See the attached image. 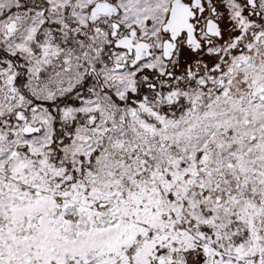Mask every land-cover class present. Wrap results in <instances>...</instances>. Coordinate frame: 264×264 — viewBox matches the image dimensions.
<instances>
[{
  "label": "snow or ice",
  "instance_id": "1",
  "mask_svg": "<svg viewBox=\"0 0 264 264\" xmlns=\"http://www.w3.org/2000/svg\"><path fill=\"white\" fill-rule=\"evenodd\" d=\"M0 264H264V0H0Z\"/></svg>",
  "mask_w": 264,
  "mask_h": 264
}]
</instances>
